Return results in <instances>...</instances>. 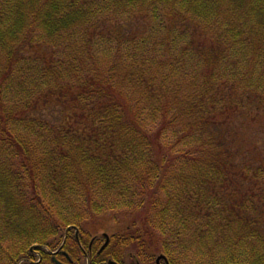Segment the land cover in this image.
Masks as SVG:
<instances>
[{"label": "trees", "instance_id": "16d2710c", "mask_svg": "<svg viewBox=\"0 0 264 264\" xmlns=\"http://www.w3.org/2000/svg\"><path fill=\"white\" fill-rule=\"evenodd\" d=\"M243 120L264 0H0V264H264Z\"/></svg>", "mask_w": 264, "mask_h": 264}, {"label": "rangeland", "instance_id": "374dc122", "mask_svg": "<svg viewBox=\"0 0 264 264\" xmlns=\"http://www.w3.org/2000/svg\"><path fill=\"white\" fill-rule=\"evenodd\" d=\"M198 37L200 38V35H198ZM200 39L210 41L209 37H203ZM240 121H242V119L239 120V122ZM243 123L244 124L238 131L239 139H237V141L239 145L243 147V152H249V150L251 151L250 156H252L254 160L253 162L257 165L259 164V154L261 151H264V145H262L264 133L259 126V121L252 124H245L243 120ZM126 221H128V219L125 215L106 214L99 217L95 222L89 224L86 230L89 232L91 239L98 238L101 241V246L105 240L107 241L105 235L111 238L116 233H124L125 229L129 225L128 222L126 225ZM157 258H155L153 264H157ZM161 264H166V262L162 261Z\"/></svg>", "mask_w": 264, "mask_h": 264}, {"label": "water", "instance_id": "95a60500", "mask_svg": "<svg viewBox=\"0 0 264 264\" xmlns=\"http://www.w3.org/2000/svg\"><path fill=\"white\" fill-rule=\"evenodd\" d=\"M70 229H71V228H69V229L67 230V233L69 232ZM77 232H78V231H77ZM105 236H106V238H107V242H106V244H105L104 247H106V246L108 245V242H109V237H108L107 235H105ZM104 247H103V249H104ZM53 254L55 255L56 253H53ZM161 261H165L166 264H169L167 258H166L164 255H161V256H159V257L157 258V264H161ZM57 264H64V263H61V262L57 261Z\"/></svg>", "mask_w": 264, "mask_h": 264}]
</instances>
